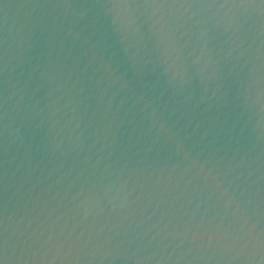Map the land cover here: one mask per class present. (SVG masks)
<instances>
[{
    "label": "water",
    "instance_id": "water-1",
    "mask_svg": "<svg viewBox=\"0 0 264 264\" xmlns=\"http://www.w3.org/2000/svg\"><path fill=\"white\" fill-rule=\"evenodd\" d=\"M0 264H264V0H0Z\"/></svg>",
    "mask_w": 264,
    "mask_h": 264
}]
</instances>
